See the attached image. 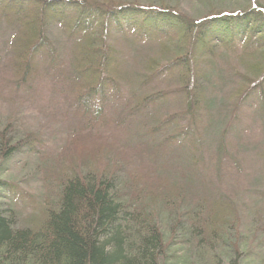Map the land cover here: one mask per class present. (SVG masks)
<instances>
[{
    "label": "trees",
    "instance_id": "obj_1",
    "mask_svg": "<svg viewBox=\"0 0 264 264\" xmlns=\"http://www.w3.org/2000/svg\"><path fill=\"white\" fill-rule=\"evenodd\" d=\"M229 2L0 0V264H264V0Z\"/></svg>",
    "mask_w": 264,
    "mask_h": 264
},
{
    "label": "rangeland",
    "instance_id": "obj_2",
    "mask_svg": "<svg viewBox=\"0 0 264 264\" xmlns=\"http://www.w3.org/2000/svg\"><path fill=\"white\" fill-rule=\"evenodd\" d=\"M151 1H157V0H151ZM170 5L174 6V7H179L180 10H184L186 12H194L197 9L200 8L201 3L200 0H167ZM225 3L230 4L229 0H225ZM226 6V5H224ZM227 7H222V9H225ZM4 24L0 25L3 26ZM5 33L4 28L0 29V37L3 36V34ZM2 40V39H0ZM49 78V77H48ZM46 77L41 78L40 79V86L38 88V94H40L41 96L44 95V93L47 90L48 87V82ZM7 76L5 74H2L0 77V81L2 80V82L6 81ZM8 109H10V106H8V104L6 102L0 101V114H6ZM30 111H22V113H29V118H30V124L29 125L31 127L32 131V135H39L42 133H45L47 131H51L53 132V134H51L53 137H55L58 133L55 130L57 127L55 125L56 120L54 118H47L45 117V115L38 113L36 111H34L33 109L28 108ZM9 113V111H8ZM11 116V115H10ZM13 117V116H12ZM7 119V117H6ZM193 129H195V133L197 135V138L201 141V143L203 144L202 147H205L206 149H208V151L210 152V158L208 159V161L211 160L212 156H214L215 154H217V146H218V141H219V137L216 135V129L215 128H207L205 130V135L204 137L201 135V133L199 132V130L197 129V126L195 123H193L192 125ZM95 138H101L104 139L105 142L108 143H113L114 144V150H118L119 148L122 147V145L120 144V142L122 140L125 139L124 135L122 132L119 131V129L116 127L113 130L112 129H98L96 132V136ZM205 138V139H203ZM177 144V143H176ZM176 144H169L168 150H170V152L174 151V153L177 155V158H179V154H182L183 151V146L179 147ZM220 144V141H219ZM167 159L169 160V156L167 157ZM163 161L166 163V161L163 159ZM208 165L211 166L212 165V161L208 162ZM22 168V169H21ZM38 169V166H35V164H32L31 167L28 168V171L24 169V167L20 166V170H22L23 174L21 178L17 179L16 182L18 183H22V185L26 188L31 189L32 191L38 189V187L41 186V183L39 180H35L33 179V174H35V169ZM31 173V174H30ZM19 177V175H18ZM264 189V188H263ZM261 207L264 208V205L261 204ZM169 264H180V263H176L174 260L170 261Z\"/></svg>",
    "mask_w": 264,
    "mask_h": 264
}]
</instances>
